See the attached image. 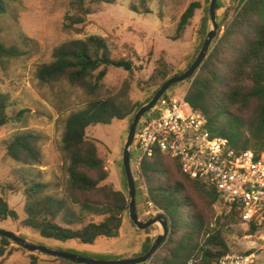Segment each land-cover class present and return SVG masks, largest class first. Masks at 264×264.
I'll return each mask as SVG.
<instances>
[{
	"label": "trees",
	"instance_id": "1",
	"mask_svg": "<svg viewBox=\"0 0 264 264\" xmlns=\"http://www.w3.org/2000/svg\"><path fill=\"white\" fill-rule=\"evenodd\" d=\"M16 1L0 0V17L5 16ZM117 1L75 0L65 28L80 31L79 27L92 15L91 4ZM240 1V7L198 74L187 80L191 87L186 101L207 118L212 135L227 139L232 150L260 154L264 153V0ZM201 9V2L190 4L178 23V39ZM220 9L218 3L217 10ZM131 10L139 13L135 6H131ZM150 13L146 8L145 14ZM207 27L205 17L200 31L202 37ZM18 53L16 48L8 49L0 42L1 57H14ZM112 64L106 39L90 36L56 48L53 61L39 68L38 78L45 83L65 80L96 95L103 89V80ZM159 65L150 81L165 83L170 76L167 63L159 61ZM130 90L131 83L127 81L120 91H107L68 116L62 146L68 162L66 189L60 194L51 191L49 183L32 177L27 180L24 228L37 232L43 239L83 245H94L101 238L119 237L129 213V197L109 182L110 174L100 157V142L88 138L86 130L91 126L111 125L114 121L123 122L133 115L134 121L142 106L130 99ZM164 97H168L167 94ZM9 107V97L0 93V129L10 122ZM40 140L36 132L19 131L7 143V156L26 167L40 166ZM140 173L147 184L149 202L164 212L170 226L169 238L145 264H219L220 259L230 253L226 233L238 221L244 222L241 212L225 207V215L219 216L212 227L213 207L220 203L217 190L185 174L181 160L169 152L154 149L152 155L143 160ZM89 218L94 220L88 222ZM8 220L17 222L19 216L0 196V222ZM248 224L251 233L260 228L255 221ZM12 244L15 243L0 237V264L11 253L8 247ZM151 247L147 244L140 256ZM39 262L37 256L31 257L30 264ZM51 264L77 263L54 258Z\"/></svg>",
	"mask_w": 264,
	"mask_h": 264
},
{
	"label": "rangeland",
	"instance_id": "2",
	"mask_svg": "<svg viewBox=\"0 0 264 264\" xmlns=\"http://www.w3.org/2000/svg\"><path fill=\"white\" fill-rule=\"evenodd\" d=\"M74 1L17 0L10 5L8 13L0 17V42L8 49L16 48L19 51L14 57L0 55V93L6 94L10 101V122L0 129V196L4 197L19 216L17 222H0V229L13 231L32 244L72 251L86 258L102 261L139 258L145 246L153 245L162 234L160 224L147 230H139L128 213L119 237L114 239L101 238L94 245L43 239L37 232L22 225L27 218L25 182L31 177L38 179L49 183L51 191L61 194L68 183V162L62 152L68 116L83 109L91 100L105 95L107 91H120L127 81L131 83L130 99L142 107L147 105L164 83L161 80L150 81L160 66L159 61L167 63L170 73L168 79L184 73L195 62L212 29L207 11L212 0H118L114 4H91L92 15L87 18L84 26L79 27L80 31L65 28ZM193 2H201L202 9L196 11L190 26L178 39L176 30L180 18ZM218 3L221 6L217 10L219 29L210 53L234 17L236 9L240 7L241 1L218 0ZM131 6H135L139 13L133 12ZM146 8L150 10V14H145ZM205 17L208 27L206 35L202 37L200 31ZM90 36L106 39L113 61L103 80V89L98 94L92 95L65 80L45 83L38 78L39 68L53 61L56 48ZM123 63L131 64L132 69L127 71L120 67ZM190 87V82H182L171 87L165 95L182 97ZM22 112L24 113L19 118ZM133 116L123 122L114 121L111 125L91 126L86 130L88 138L100 142V157L110 174L109 182L117 190L124 192L129 201L123 151ZM23 130L40 134V166L26 167L7 156V143L15 133ZM135 155L136 151L133 149L131 165L136 182V208L139 219L146 222L164 215V212L149 202L147 184L137 167ZM213 212L212 227L219 216L225 215L226 209L217 203ZM92 220L94 219L89 218L87 221ZM248 223L250 222L238 221L226 233L229 254L257 252L260 264H264V221H255L260 228L254 233H251ZM8 251L11 253L3 260V264H30L33 255L39 258V264H51L54 260L45 254L30 253L16 244L10 245Z\"/></svg>",
	"mask_w": 264,
	"mask_h": 264
},
{
	"label": "built area",
	"instance_id": "3",
	"mask_svg": "<svg viewBox=\"0 0 264 264\" xmlns=\"http://www.w3.org/2000/svg\"><path fill=\"white\" fill-rule=\"evenodd\" d=\"M182 97H162L142 117L132 150L140 168L158 148L181 160L185 174L214 187L220 204L245 222L264 221V153L235 151L212 135L207 118ZM219 264H260L257 252L227 254Z\"/></svg>",
	"mask_w": 264,
	"mask_h": 264
},
{
	"label": "water",
	"instance_id": "4",
	"mask_svg": "<svg viewBox=\"0 0 264 264\" xmlns=\"http://www.w3.org/2000/svg\"><path fill=\"white\" fill-rule=\"evenodd\" d=\"M217 4L218 0H212L209 8V16L212 24V29L209 31L206 40L204 41L203 47L197 56L195 62L191 67L182 73L179 76L169 78L159 89L154 98L145 106H143L135 115L134 121L130 127L129 135L127 142L123 151V166L125 175L128 181L129 195H130V209L129 214L131 221L139 230H147L148 228L160 224L162 226L163 232L155 240L154 244L150 250L143 256L134 259L127 260H115V261H102L93 258H86L79 256L77 254L51 249L43 245H35L28 242L22 236L16 234L13 231L0 229V237L7 238L14 242L19 247L30 253H41L48 255L53 258H60L64 260H69L77 264H145L150 261L154 256L156 251L161 247V245L168 239L170 235V226L169 221L164 215H159L154 218L149 219L146 222H143L139 219L137 208H136V182L133 176L132 165H131V151L134 143L136 131L138 125L142 119L155 105L156 103L165 95V93L174 85L185 82L191 78H194L205 59L209 56L210 49L219 29V23L217 20ZM120 67L125 68L127 71L132 69L131 64L123 63L119 65Z\"/></svg>",
	"mask_w": 264,
	"mask_h": 264
}]
</instances>
